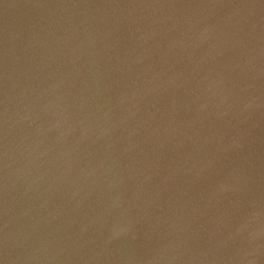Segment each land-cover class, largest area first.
Here are the masks:
<instances>
[{"label":"water","instance_id":"95a60500","mask_svg":"<svg viewBox=\"0 0 264 264\" xmlns=\"http://www.w3.org/2000/svg\"><path fill=\"white\" fill-rule=\"evenodd\" d=\"M0 264H264V0H0Z\"/></svg>","mask_w":264,"mask_h":264}]
</instances>
